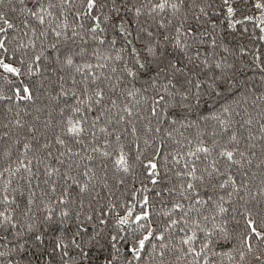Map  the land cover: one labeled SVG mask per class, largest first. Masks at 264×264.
Returning a JSON list of instances; mask_svg holds the SVG:
<instances>
[{
    "label": "snow or ice",
    "instance_id": "1",
    "mask_svg": "<svg viewBox=\"0 0 264 264\" xmlns=\"http://www.w3.org/2000/svg\"><path fill=\"white\" fill-rule=\"evenodd\" d=\"M0 264H264V0H0Z\"/></svg>",
    "mask_w": 264,
    "mask_h": 264
}]
</instances>
